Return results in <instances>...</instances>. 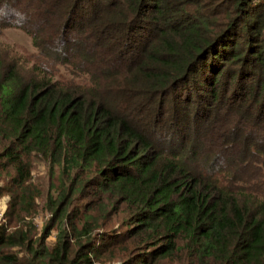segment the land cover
Wrapping results in <instances>:
<instances>
[{
  "label": "trees",
  "instance_id": "trees-1",
  "mask_svg": "<svg viewBox=\"0 0 264 264\" xmlns=\"http://www.w3.org/2000/svg\"><path fill=\"white\" fill-rule=\"evenodd\" d=\"M11 28L0 264H264V0H0Z\"/></svg>",
  "mask_w": 264,
  "mask_h": 264
},
{
  "label": "rangeland",
  "instance_id": "rangeland-1",
  "mask_svg": "<svg viewBox=\"0 0 264 264\" xmlns=\"http://www.w3.org/2000/svg\"><path fill=\"white\" fill-rule=\"evenodd\" d=\"M0 42L5 46V49L12 50V54L15 56L20 52L26 54L32 52L33 48L31 41L27 35L17 29H5L0 35ZM3 46V47H4ZM4 49V50H5ZM16 50V51H15ZM15 52V53H14ZM24 66V65H23ZM24 69L27 71L28 67L24 66ZM214 127V126H213ZM32 184L39 191V196L36 199V214L33 218V222L36 228L37 236L41 233L43 226L49 220V213L45 210V198H46V189L49 183V170L48 167L43 162H36L32 168ZM4 183V181H2ZM8 197L4 196L0 199V224H5L4 212L7 207ZM56 232L52 231L48 237L47 243L52 244L55 242ZM103 260L101 264H118V259L115 260Z\"/></svg>",
  "mask_w": 264,
  "mask_h": 264
}]
</instances>
